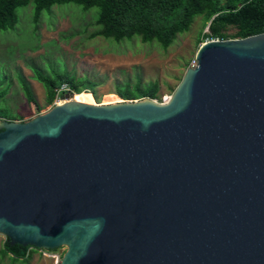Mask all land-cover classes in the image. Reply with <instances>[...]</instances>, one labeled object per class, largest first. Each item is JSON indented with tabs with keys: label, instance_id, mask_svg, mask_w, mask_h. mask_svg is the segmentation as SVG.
I'll list each match as a JSON object with an SVG mask.
<instances>
[{
	"label": "water",
	"instance_id": "water-1",
	"mask_svg": "<svg viewBox=\"0 0 264 264\" xmlns=\"http://www.w3.org/2000/svg\"><path fill=\"white\" fill-rule=\"evenodd\" d=\"M165 100L0 118V234L57 264H264V31L202 41Z\"/></svg>",
	"mask_w": 264,
	"mask_h": 264
},
{
	"label": "rangeland",
	"instance_id": "rangeland-1",
	"mask_svg": "<svg viewBox=\"0 0 264 264\" xmlns=\"http://www.w3.org/2000/svg\"><path fill=\"white\" fill-rule=\"evenodd\" d=\"M97 7L83 9L72 2L55 3L41 9L33 18V2L15 7V22L0 29V88L5 94L0 106L5 108L4 119L22 121L45 111L52 103H44L41 84L32 78V68L43 74L65 70L91 83L96 103L115 101V88L125 83L132 86L156 82V101H161L174 88L186 67L190 66L197 48L199 33L207 29L201 14L193 16L188 28L179 32L166 46L155 40L141 41L138 36L114 40L91 35L96 25ZM205 40V39H204ZM203 40V41H204ZM25 80L39 109L27 102L19 86ZM72 97V96H71ZM66 99L63 95L59 101ZM0 234V264H57L64 246L54 250H33L24 260H12L4 252Z\"/></svg>",
	"mask_w": 264,
	"mask_h": 264
},
{
	"label": "trees",
	"instance_id": "trees-1",
	"mask_svg": "<svg viewBox=\"0 0 264 264\" xmlns=\"http://www.w3.org/2000/svg\"><path fill=\"white\" fill-rule=\"evenodd\" d=\"M29 0H0V29L11 27L15 22V7ZM33 2V18L36 19L41 9H48L55 3L72 2L83 9L97 7L94 20L95 30L91 35H101L114 40L131 38L133 35L141 41L155 40L161 47H166L179 32L185 31L192 18L201 14L208 21L205 32L199 33L197 46L210 38L224 39L243 37L264 31V0H31ZM32 78L37 80L44 91V103L51 104L57 88L65 83L69 92H83L75 98L88 100L87 92L95 98L91 83L85 78L75 77L62 70L51 74H43L32 68ZM139 80L129 86L115 88L116 99H134L143 96L156 98V82L139 85ZM19 86L27 102H32L35 109L39 106L29 84L19 78ZM5 88H0V100ZM109 100H105L108 102ZM5 117V108L0 106V118ZM2 250L12 260L25 259L33 250L29 245L9 244L4 238ZM47 249V250H54Z\"/></svg>",
	"mask_w": 264,
	"mask_h": 264
},
{
	"label": "built area",
	"instance_id": "built-area-1",
	"mask_svg": "<svg viewBox=\"0 0 264 264\" xmlns=\"http://www.w3.org/2000/svg\"><path fill=\"white\" fill-rule=\"evenodd\" d=\"M193 65H194V60H192V62L190 63V66H193ZM66 94H70L72 96L74 93L69 92V89L65 83H61L57 88V92L54 98L55 100H59V98H61L63 95H66Z\"/></svg>",
	"mask_w": 264,
	"mask_h": 264
},
{
	"label": "bare ground",
	"instance_id": "bare-ground-1",
	"mask_svg": "<svg viewBox=\"0 0 264 264\" xmlns=\"http://www.w3.org/2000/svg\"><path fill=\"white\" fill-rule=\"evenodd\" d=\"M82 93H83V92L74 93V94L72 95L71 98L74 99V100L82 101V102H93L92 99L90 98V95L88 96V94H87V96H88V100H86V101L75 98L76 96H80ZM166 97H167V96H166ZM166 97L163 98V100H165ZM59 102H60V101L58 100L56 103H59ZM108 102H113V101H108Z\"/></svg>",
	"mask_w": 264,
	"mask_h": 264
}]
</instances>
